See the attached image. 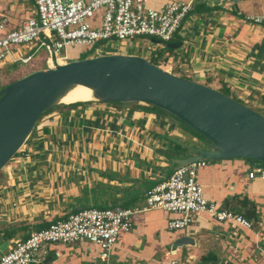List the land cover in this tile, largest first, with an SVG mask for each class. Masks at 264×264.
<instances>
[{
	"label": "crops",
	"instance_id": "crops-1",
	"mask_svg": "<svg viewBox=\"0 0 264 264\" xmlns=\"http://www.w3.org/2000/svg\"><path fill=\"white\" fill-rule=\"evenodd\" d=\"M169 1L190 0H148V5L158 10ZM192 2L202 8L187 16L184 25L190 20L206 30L185 27L186 34L179 31L174 37L171 43L182 42L183 53L163 58L172 74L180 77L174 72L178 70L216 90L225 88L264 115V27L243 21L246 15H264V0ZM102 14L95 13L92 27L100 26ZM35 17L32 0H0L2 35ZM30 47L27 54L21 48L13 51L26 56L34 53L35 46ZM73 48L67 49L71 60L77 59ZM10 63H0V71L8 75ZM59 107L42 117L36 136L0 174V257L32 232L82 208H144L146 192L175 170L173 160L190 155L176 149L173 140L203 148V140L178 127L168 113L95 100ZM256 164L245 159L205 161L197 182L219 209L258 221L264 218V181L248 178ZM178 218L160 210L135 214L131 231L119 235L108 264H160L169 259L180 264H264V233L258 239L253 230L206 214L194 215L184 229L168 230V222ZM181 237L194 242L173 251L172 243ZM100 255V248L85 240L53 244L40 251L35 264H106Z\"/></svg>",
	"mask_w": 264,
	"mask_h": 264
},
{
	"label": "built area",
	"instance_id": "built-area-1",
	"mask_svg": "<svg viewBox=\"0 0 264 264\" xmlns=\"http://www.w3.org/2000/svg\"><path fill=\"white\" fill-rule=\"evenodd\" d=\"M36 17L25 21L19 28L2 35L0 24V63L10 60V64L25 66L34 53H46L45 67L53 68L70 61L67 49L73 47H95L96 55L110 49L109 42L124 41L132 37L148 36L170 43L193 9L188 2H167L161 9L148 5V0H32ZM103 10L101 24L92 27L90 20L95 13ZM243 21L253 26L264 27V15H246ZM35 46L30 55L16 54L14 48ZM160 68L172 73L166 60ZM23 147L18 152L21 153ZM205 161L193 162L173 171L165 180L153 186L145 194L144 208L98 209L82 208L69 215L64 221H57L48 228L32 232L23 241L0 257V264L39 263V253L53 244H74L85 240L100 248L101 261L108 264L111 250L121 233L132 228V217L141 211L160 210L179 215L168 222V230H181L192 222V217L206 214L217 222H232L247 230H253L259 239L264 233V218L249 221L226 209H219L210 202L197 182V171ZM248 178L264 181V163H258L248 172ZM160 264H180L169 259Z\"/></svg>",
	"mask_w": 264,
	"mask_h": 264
},
{
	"label": "water",
	"instance_id": "water-1",
	"mask_svg": "<svg viewBox=\"0 0 264 264\" xmlns=\"http://www.w3.org/2000/svg\"><path fill=\"white\" fill-rule=\"evenodd\" d=\"M182 42L169 43L177 50ZM76 86L104 104L145 103L168 113L203 138L202 146L173 142L190 155L173 160L175 170L193 162L249 159L264 163V115L207 85L181 78L144 57L104 54L70 60L26 74L0 90V172L29 139L39 117ZM181 237L171 249L193 244Z\"/></svg>",
	"mask_w": 264,
	"mask_h": 264
},
{
	"label": "rangeland",
	"instance_id": "rangeland-1",
	"mask_svg": "<svg viewBox=\"0 0 264 264\" xmlns=\"http://www.w3.org/2000/svg\"><path fill=\"white\" fill-rule=\"evenodd\" d=\"M185 27L186 28H189V29L198 27L196 29H198V30H204V31L206 30L205 29V26H203L202 28H200L198 25L192 24L190 20H189V23H187L185 25H184V21H183V23H182L179 31H181V32L183 31V33L186 34V28ZM105 43H108V42H101L98 45H96L94 48H92V49H90V50H88L86 52H81V56L84 57L85 55L90 54L92 51L94 52V50L96 48H99V46H101L102 44H105ZM109 43L110 44H108V45H109L110 49L104 50L103 51V54H121V53H124V55L125 54H128V55H137V56H141V57H144L147 60H149L150 58H157V57L159 59L167 58L165 56L172 55L175 52H177L178 55L180 53L181 54L183 53L179 49H177V50L167 49L166 48V45L169 44V43L162 42V41H159V40H157L155 38L148 37V36H137V37L129 38V39L124 40V41H111ZM182 48L183 47H181L180 49H182ZM73 49H75L77 51L78 48H73ZM32 50H33V47H30V46H25V47H22L20 49L21 52H23V51L25 52L24 54H27V53L31 52ZM40 52H42V51H39L38 55L41 54ZM19 68L21 69V66L16 65V67L14 68V70L15 69H19ZM12 71H10V73H8V76L11 75ZM4 72H5L4 70H1L0 71V78H4L7 75V73L5 74ZM174 72H176V74H182V75H180V77L188 78L189 80L196 82V78L194 76H189V77L188 76H185V75H183V73H180L178 70H176ZM230 96H231V94H230ZM101 104L106 105L104 103H101ZM126 104H128V106H132L133 108L136 107L137 110L151 111V107L149 105L145 104V103H141L140 102V103H126ZM58 108H60V107L59 106L58 107H54L53 109H51L48 112V114L51 113L52 111L58 109ZM45 115H47V114H45ZM43 119L44 118L40 119V122L38 121L36 123L37 125L35 126V128L33 129L32 133H31L32 136L30 135L31 136V139L33 137H35L36 134L38 133V131H39L38 130L39 125L41 124V121ZM178 123L181 125V126H178V127H185L180 122H178ZM175 135L178 136L179 133L176 132ZM2 171L0 172V174L2 173Z\"/></svg>",
	"mask_w": 264,
	"mask_h": 264
},
{
	"label": "trees",
	"instance_id": "trees-1",
	"mask_svg": "<svg viewBox=\"0 0 264 264\" xmlns=\"http://www.w3.org/2000/svg\"><path fill=\"white\" fill-rule=\"evenodd\" d=\"M203 6V5H202ZM202 8V7H201ZM200 9H198L197 7H193L192 11L188 14V16L190 14H193V13H196V12H199L200 13ZM179 40V39H178ZM74 48H78L77 49V54H76V58L77 59H82V58H87V57H93V56H97L95 54V52H91L90 54H87L85 55L84 57L81 56V52H86L94 47H82V46H78V47H74ZM44 52H41L40 55H37L36 57L32 58V60L30 61L31 63L29 65H25V66H21V69H15L13 70L16 65H13L12 66V73L11 75H7L6 78L4 80H2V82H0V90L5 88L6 86L10 85L11 83H13L14 81L20 79L21 77L25 76L26 74L28 73H31L33 71H36V70H39V69H42L43 66H44V59H45V55L43 54ZM75 58V57H73ZM40 59H42L41 62H37L39 61ZM163 61V59H159L158 57L157 58H150L149 59V62L154 64V65H160V62ZM174 73V72H173ZM181 78H184V77H181ZM185 79H188V78H185ZM189 80V79H188ZM219 91L225 93L226 95L230 96V93L225 89V88H222L220 89ZM232 97V96H230ZM233 98V97H232ZM235 99V98H233ZM237 101L243 103L242 101L236 99ZM79 104H82V102H78V103H74V104H66V103H63V104H59V105H56L55 107H58V106H72V105H79ZM112 104H122V103H112ZM126 104V103H125ZM244 104V103H243ZM152 110L156 111V112H160V113H166L165 111L157 108V107H153V106H150ZM54 108V107H53ZM51 108V109H53ZM50 109V110H51ZM252 109V108H250ZM50 110L46 111L44 114H42L38 121L45 115L47 114ZM182 124V123H181ZM37 125V124H36ZM184 125V124H183ZM185 127H187L189 130L192 131V133H194L196 136H198L200 139L204 140V138L197 132H195L194 130L190 129L188 126L184 125ZM32 136V135H31ZM31 136L30 138L26 141V144L29 143L31 141ZM174 147L178 150H183L185 151L186 153L188 152L186 149H184L183 147H181L180 145H177L175 143H173ZM245 160H249V159H245ZM251 161H255V162H258V163H261L259 161H256V160H251ZM125 207V205H124Z\"/></svg>",
	"mask_w": 264,
	"mask_h": 264
},
{
	"label": "bare ground",
	"instance_id": "bare-ground-1",
	"mask_svg": "<svg viewBox=\"0 0 264 264\" xmlns=\"http://www.w3.org/2000/svg\"><path fill=\"white\" fill-rule=\"evenodd\" d=\"M93 100L92 92L89 88L83 86H76L66 93L61 98L60 104H74L78 102H88Z\"/></svg>",
	"mask_w": 264,
	"mask_h": 264
},
{
	"label": "clouds",
	"instance_id": "clouds-1",
	"mask_svg": "<svg viewBox=\"0 0 264 264\" xmlns=\"http://www.w3.org/2000/svg\"><path fill=\"white\" fill-rule=\"evenodd\" d=\"M171 43V42H170ZM104 55V54H103Z\"/></svg>",
	"mask_w": 264,
	"mask_h": 264
}]
</instances>
